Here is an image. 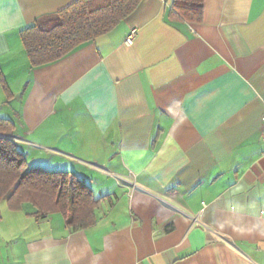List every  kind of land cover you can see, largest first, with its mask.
<instances>
[{"label": "crops", "instance_id": "obj_1", "mask_svg": "<svg viewBox=\"0 0 264 264\" xmlns=\"http://www.w3.org/2000/svg\"><path fill=\"white\" fill-rule=\"evenodd\" d=\"M77 1L0 0V119L31 168L103 199L97 222L8 209L0 264H264V0H205L199 24L142 0L32 68L21 32Z\"/></svg>", "mask_w": 264, "mask_h": 264}, {"label": "trees", "instance_id": "obj_2", "mask_svg": "<svg viewBox=\"0 0 264 264\" xmlns=\"http://www.w3.org/2000/svg\"><path fill=\"white\" fill-rule=\"evenodd\" d=\"M142 0H79L62 12L43 18L21 32L32 68L58 62L80 46L107 35L129 17ZM205 0H174L172 18L192 24L202 22ZM7 98L12 95L0 72ZM15 125L0 119V204L11 212L31 206L37 221L61 214L72 232L97 222L101 200L75 174L31 168L12 140Z\"/></svg>", "mask_w": 264, "mask_h": 264}, {"label": "built area", "instance_id": "obj_3", "mask_svg": "<svg viewBox=\"0 0 264 264\" xmlns=\"http://www.w3.org/2000/svg\"><path fill=\"white\" fill-rule=\"evenodd\" d=\"M136 34H137V32L135 30L131 31V33L129 34V36L126 39V44L128 46H132L134 44ZM263 126H264V116H263Z\"/></svg>", "mask_w": 264, "mask_h": 264}, {"label": "rangeland", "instance_id": "obj_4", "mask_svg": "<svg viewBox=\"0 0 264 264\" xmlns=\"http://www.w3.org/2000/svg\"><path fill=\"white\" fill-rule=\"evenodd\" d=\"M6 202H2L1 204H3L4 206H1V204H0V218H1V215H2V213H8L9 215H12V213L11 212H8V206H6L7 205V203L5 204ZM32 207L31 206H28L26 209L27 210H29V209H31ZM34 210V209H33ZM12 217H14V218H19V217H17V216H12ZM8 218V217H7Z\"/></svg>", "mask_w": 264, "mask_h": 264}]
</instances>
